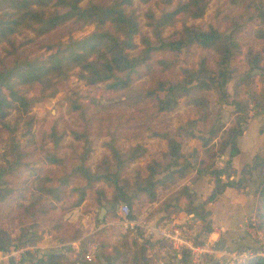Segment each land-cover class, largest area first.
Here are the masks:
<instances>
[{"label":"rangeland","instance_id":"rangeland-1","mask_svg":"<svg viewBox=\"0 0 264 264\" xmlns=\"http://www.w3.org/2000/svg\"><path fill=\"white\" fill-rule=\"evenodd\" d=\"M112 1L114 0H82L80 5L106 4ZM184 1L186 0H133L131 8L134 10L141 31L133 36V42L137 47L130 50V53L139 54V51L144 48L142 35H147L151 41L155 40L150 28L146 26L147 11L151 10L158 16L163 8L172 9L176 4ZM253 2L257 0H208L202 17L191 19L180 14L176 16L174 25L162 30V36L171 39L176 37V32L182 31L184 26H196L201 29L214 26L222 33L231 35L238 51L231 61V77L225 91L229 96L228 102L239 100L246 104L243 124H246V111L249 104L253 105L255 113L256 109L263 106L262 98L257 96L256 91L257 86L259 84L262 86V83L255 73L249 74L250 77L247 78L248 71L244 64L243 49H249L254 40H259L254 38L255 23L248 19V14L254 9ZM3 8H6V3L0 4V11ZM95 29L94 23L80 26L72 20L40 37L34 31L25 30L13 37L12 45H0V71L3 70L2 62L3 64L8 61L11 63L14 57L28 59L45 57L55 50L59 43L69 41L70 38H85ZM122 38L121 34L120 39ZM49 46L51 50L48 49ZM216 57L211 50L195 45L176 52L154 51L130 77V83L124 88L109 89L106 82L87 85L78 78L76 70L72 71L67 79L58 81L54 96L46 99L41 97L43 93L38 84L30 88L29 86L21 87V92L26 93L27 97H38V99L28 106L29 114L33 118L30 128L22 121L25 120L24 114L17 130L11 135L0 123V155L4 152L3 141L9 136L18 140L26 154L21 158V162H25L26 165L21 163L15 167L12 174L7 176L13 193L4 202H0V226L12 237L23 234L27 228H31L35 233V240H39L45 232L50 230L56 242L65 243L63 250L73 259L65 264H104L103 251L95 261L85 262L80 258L81 253L74 251L70 245V242H73L72 238L82 236L81 218L98 208L95 204L97 197L95 191L88 190L81 205L74 206L77 193L71 187L83 184V181L71 176L70 183L66 186L60 184L61 179L69 174L71 168L81 162L87 145L91 151L85 164L91 169H95L104 156L110 157L111 146L126 150L137 144L144 145L146 153L126 167L123 174L129 178L130 182H133L137 174L140 173L145 177L150 173L148 165L152 161L158 164L156 166L158 173L154 178L161 179L163 182L155 187L159 204L148 214L149 219L161 212L165 215L188 213L189 208L196 207L202 202L199 191L195 192L196 198L192 200L188 199L184 192L187 189L200 188L202 183L209 182L208 176L214 180L210 170H217L214 168L223 155L220 146L221 141L224 140V132L234 126L239 113L233 105L219 103L220 93L216 89L201 90L195 94L204 99V102L198 106L191 104V94L188 97L181 96L173 110L168 112H158L155 102L145 97L144 91L155 90L159 82L170 83L180 80L184 69L196 70L204 59L206 65L215 71L217 70ZM158 95L161 98L163 93L158 91ZM206 113H209L210 117L203 122L200 118ZM16 117V111L11 108L4 121L8 122L12 128L16 126ZM191 120H196L197 123L193 125ZM213 124L217 127V135L203 146L200 138L208 137L206 131ZM52 127L58 131L54 137L57 139L56 147L53 146L55 145L53 138L47 137ZM191 129L195 138H191ZM165 135L176 139L181 144L182 158L178 161L179 165L183 162L190 164L192 162L194 169L199 172L192 175L190 166L191 170L184 179L176 183L165 180L171 170L179 168L178 166L171 170L165 168L167 160L164 154L168 150ZM197 141L200 142L201 149L193 147ZM52 154L60 159V163L52 164L47 161V157ZM9 160L12 159L9 158ZM111 162V170H113L115 161L111 159ZM0 164H3L1 158ZM36 175H39L41 179H35ZM177 177L178 175L174 176V178ZM244 180H248L247 177ZM258 182L259 180L256 181ZM56 186L61 188L62 194L60 193L59 200L38 189ZM255 196L257 204L258 197ZM146 201L150 200L142 196L129 207L138 214L139 208ZM253 210L256 211V208ZM94 215L96 221L98 212H94ZM137 234L141 235L139 232ZM126 235L125 246L122 238L113 248H117V251L125 255L139 253L141 248L137 242L139 236L130 233ZM25 237L23 240H26L28 236ZM31 256L26 254L24 261L30 260Z\"/></svg>","mask_w":264,"mask_h":264},{"label":"trees","instance_id":"trees-1","mask_svg":"<svg viewBox=\"0 0 264 264\" xmlns=\"http://www.w3.org/2000/svg\"><path fill=\"white\" fill-rule=\"evenodd\" d=\"M82 0H1L6 3V8L0 11V45L11 44L13 37L25 30L34 31L38 37L48 34L66 22L74 21L83 26L94 23L96 29L89 36L81 39H69V41L59 43L55 50L51 51L45 57H35L28 59L26 57H14L11 63L2 62L3 70L0 71V123L7 129L8 134L17 130V126L25 116L24 124L31 127L33 118L29 114L28 106L36 102L38 97H27L26 93L21 92V87L38 84L41 87L43 99L54 96L56 92V83L69 77L72 71H77L78 78L87 85H97L99 83H108L109 89L124 88L130 83V77L137 71L141 64L145 63L154 51L176 52L192 45L205 50H211L217 57L216 68L212 70L206 65L205 59L200 62L199 68L184 69L182 78L175 82H159L155 90L144 91L145 97L151 98L155 102L158 112H168L177 105L178 98L188 97L191 94V104L201 105L204 99L195 96L203 91L216 89L220 94L219 103L230 104L238 111L234 126H231L224 132V140L221 141L220 151L224 153L227 146L228 160L223 169L212 170L210 173L214 176V188L207 199L199 203L193 209L189 208L196 216L206 221L208 212L204 210V204L212 202L218 194L222 193L226 187L243 188L244 178L251 176V171L258 172L259 182L256 183L255 194L258 195L256 204V215L259 220V227L264 233V153L262 156H255L250 166L243 168L242 176L237 182L229 180L231 176V158L238 153L236 142L242 134L241 125L244 123V112L246 104L243 101L234 100L228 102V94L225 87L231 77L230 65L235 53L238 51L231 35L222 33L214 26H208L207 29L196 28V26H184L182 31L176 32V37L172 39L162 36V30L174 25L176 16L183 14L191 19L202 17L207 8L208 0H186L178 3L172 9H164L156 16L155 12L149 10L145 14L146 26L150 28L154 41H151L147 35H142L144 48L139 54H132L130 50L136 48L133 42V36L139 34L140 27L134 10L131 8L133 0H114L112 3L100 4L89 3L81 6ZM146 1V0H143ZM253 11L249 13L248 19L256 25L254 38L264 40V0L253 2ZM250 7V6H249ZM252 7V6H251ZM248 11V10H247ZM123 38L120 39V35ZM48 49L51 50L49 46ZM244 64L247 67L248 77L254 70L259 71L261 82L264 83V46L256 51L248 50L244 57ZM9 65V66H8ZM158 91L163 93L160 98ZM195 96V97H194ZM257 96H261L264 106V89ZM255 96V97H257ZM194 97V98H193ZM258 102V101H257ZM256 103V102H255ZM11 108L16 111V126L12 127L4 121ZM210 117L209 113L202 115L200 120L203 122ZM196 120H191L195 125ZM58 131L52 127L47 137L53 138L56 147L57 139L54 137ZM208 137H201L203 146H206L217 135V127L210 125L206 131ZM168 136V135H167ZM167 138L168 150L164 156L167 160L166 170L173 167H179L177 170H171L165 180H171L176 183L184 179L189 173L191 164L183 162L179 165V159L182 158L181 144L172 137ZM191 138H195L191 129ZM4 152L0 155L3 164H0V202H4L12 193L13 189L8 184L7 176L12 174L18 165H26L21 162L26 154L23 152L20 143L13 136L4 139ZM91 151V148L85 147V155L81 162L73 166L69 174L61 179V185L66 186L70 183L71 176L83 181V184L72 186L71 189L77 193V199L74 206H79L83 202L88 190H94L97 197L96 203L99 207L110 204L114 211L120 203H126L132 206L133 202L145 196L150 201L156 198V185L163 180L155 179L156 166L152 161L148 168L150 173L143 176L140 173L134 177L133 182L123 174L124 169L146 153V148L142 144H137L126 150H120L111 146L110 157L104 156L97 164L95 169L85 164V161ZM12 159V160H9ZM111 159L115 161V167L111 170ZM49 163H60L56 156L47 157ZM15 165V166H14ZM192 167V166H191ZM178 175L177 178H174ZM226 178V182H221V177ZM41 179L39 175L34 177ZM48 181V179H47ZM98 185V186H97ZM74 187V188H73ZM46 195H52L55 200L60 199L61 188L59 186L50 188H38ZM41 189V190H40ZM107 190L109 195H107ZM188 190V189H187ZM183 191L188 199H193V194ZM62 194V193H61ZM192 202V201H191ZM104 203V204H103ZM97 220V219H96ZM204 229L211 231L210 223L206 221ZM27 234V235H26ZM128 234V233H127ZM27 238H26V237ZM80 236V237H79ZM73 239L81 238V235ZM26 240H23V238ZM35 233L31 228H27L23 234L16 237L10 236L6 230L0 226V250L4 251L9 246L16 244H36ZM127 235L123 238L125 246ZM23 240V241H22ZM16 242V243H15ZM114 250V251H113ZM112 254L103 255L106 264H111L113 260L123 256L117 248H113ZM136 254V255H135ZM133 255L132 264H139L138 261L143 255V249ZM123 258V257H122ZM128 259V257H126ZM126 259L122 264H126ZM185 261L188 259L185 256ZM188 263V262H187ZM12 264V263H11ZM33 264H65L63 256L56 253H48L38 258ZM248 264H264V260L258 259Z\"/></svg>","mask_w":264,"mask_h":264},{"label":"built area","instance_id":"built-area-1","mask_svg":"<svg viewBox=\"0 0 264 264\" xmlns=\"http://www.w3.org/2000/svg\"><path fill=\"white\" fill-rule=\"evenodd\" d=\"M246 112L247 123L254 116L252 104L248 105ZM155 207L154 202L146 201L139 214H135L128 204L120 203L115 213L108 212L102 221L94 224L87 234L88 238L87 235L81 236L70 245L81 253L83 261L92 262L101 250H111L125 234L130 233L139 236L140 242L148 240L156 243V260L167 255L180 263L186 256L190 264H201L207 257L211 258L212 264H248L264 260V233L259 227L255 210L245 217L243 225L252 245L242 249L218 250L206 238L204 222L200 217L180 212L162 216L156 214L149 219L148 214ZM36 250V244H13L4 251L0 250V264H17L26 254L34 256Z\"/></svg>","mask_w":264,"mask_h":264},{"label":"crops","instance_id":"crops-1","mask_svg":"<svg viewBox=\"0 0 264 264\" xmlns=\"http://www.w3.org/2000/svg\"><path fill=\"white\" fill-rule=\"evenodd\" d=\"M253 42L254 43L249 49L248 48L243 49L244 54H246L248 50L256 51V50L261 49L264 46V40H254ZM254 71L251 74L253 73L259 74V72H254ZM257 77L259 78V76ZM259 80H260V83H262V86L260 84L257 86V90H256L257 94H259L264 89L263 88L264 83L261 82L260 78ZM261 107L262 108L256 109L257 111L256 113L254 112V116L252 117V119H250L246 124L241 125L242 134L238 137L237 142H236L238 153L233 158H231L232 173H231V176L229 177V180L233 181L234 183L237 182L241 178L243 168L250 166L255 156L257 155L261 156L264 153V107L263 106ZM193 147H197V149L198 148L201 149L202 146L200 145V142L197 141V144H193ZM227 148H226L227 152L224 151L223 155H221L218 161V165L214 169H223V167L225 166V163L228 160L229 147L227 146ZM191 166H192L191 167L192 175H194V173L196 172H199L197 171V169L196 170L194 169V165L192 162H191ZM208 178H209V182H207L206 184L202 183V186H201V183L198 181L199 185L201 186L200 188L196 190L195 188L194 190H189V192L193 194L194 198H196L194 196L195 192L199 191L198 194L202 198V202H204L207 199V197L211 194L212 189L214 188V180L210 176H208ZM247 179L248 180L243 182V185H245L243 188L241 187L240 189H237L235 187H226L224 191L218 194L217 197H215V199L212 202H207L204 204V210L208 212V215L206 216V221L210 223V227H211L210 232H207L205 230L207 233L206 238L218 250L220 249H229V250L230 249H242L244 247L252 245V242L249 236L243 229V225H244L245 217L250 212L253 211V208H256V196H255L256 194H255L254 189L257 185L256 181L259 180L258 172L256 170H252L251 176H247ZM221 182H226V178L224 176L221 177ZM109 191L110 190H107V195H109ZM157 197H159L158 194L156 198ZM156 198L155 200L150 201V202H154V204H156V207H157L159 204V201ZM183 201L184 199L182 200V202ZM95 204L98 206L97 203ZM181 205H183V203H181ZM100 208L101 207L98 206V208L95 209L93 212L87 215H84L81 218L82 227L80 229L82 231L83 237L89 234L94 224L98 221V220L95 221L94 212H99ZM140 209L141 207L139 208L138 214L140 212ZM114 211L112 212L109 211V213H113ZM188 213L192 214L191 211H189ZM157 215L162 216L165 214L161 212V213H158ZM96 219H97V216H96ZM202 221L204 222V224L206 223L205 220L202 219ZM52 235L53 233L50 230L45 232L36 242L37 250L34 256L29 257L30 260H26V261H24L25 259L23 258L22 261L17 264H33L38 258L43 257L48 253L60 254L61 256H63L64 263L67 261H72L73 259L71 258L70 254H68V252L63 250V246L65 245V243L56 242L53 239ZM119 241L114 246H116L119 243ZM137 242L139 243L138 246H141L143 250L145 249V252L143 253V255L140 256L141 259L138 261L139 264H145V263H148V264H190V263H187L188 261L187 262L185 261V258H184V261L180 263L179 261H174L177 259L176 258L174 259L173 257L169 255L164 256V257L159 256L158 259L156 260L154 258V256L158 255V252L156 251L157 250L156 243L150 242L148 240L144 242H140V240L138 239H137ZM82 245H83V242H82ZM113 247L109 251L101 250L98 256L102 253V251L105 253V255L110 256L112 253ZM72 249L76 251V249H74L73 247ZM98 256L96 257V259L98 258ZM126 257H128V259H126ZM132 258H133V255L123 254V256H121L120 258L116 259L115 261L113 260L111 264H122L123 259H126L127 261L126 264H132V260H133ZM104 264L106 263L104 262ZM201 264H212V260L210 257H207L203 260Z\"/></svg>","mask_w":264,"mask_h":264},{"label":"water","instance_id":"water-1","mask_svg":"<svg viewBox=\"0 0 264 264\" xmlns=\"http://www.w3.org/2000/svg\"><path fill=\"white\" fill-rule=\"evenodd\" d=\"M254 72H259V71L256 70ZM111 210H112V206L110 204H107V205L101 207L99 209V212H98V215H97V220L98 221H102L103 218L105 217V215Z\"/></svg>","mask_w":264,"mask_h":264}]
</instances>
